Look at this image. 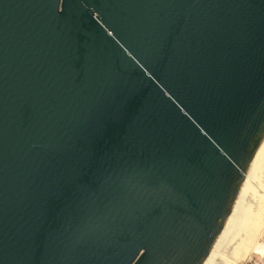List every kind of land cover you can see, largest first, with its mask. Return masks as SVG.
I'll list each match as a JSON object with an SVG mask.
<instances>
[{"label": "water", "instance_id": "95a60500", "mask_svg": "<svg viewBox=\"0 0 264 264\" xmlns=\"http://www.w3.org/2000/svg\"><path fill=\"white\" fill-rule=\"evenodd\" d=\"M264 141V0H0V264H200Z\"/></svg>", "mask_w": 264, "mask_h": 264}, {"label": "bare ground", "instance_id": "6f19581e", "mask_svg": "<svg viewBox=\"0 0 264 264\" xmlns=\"http://www.w3.org/2000/svg\"><path fill=\"white\" fill-rule=\"evenodd\" d=\"M254 252L264 254V141L218 238L200 264H241Z\"/></svg>", "mask_w": 264, "mask_h": 264}, {"label": "built area", "instance_id": "2783aa9c", "mask_svg": "<svg viewBox=\"0 0 264 264\" xmlns=\"http://www.w3.org/2000/svg\"><path fill=\"white\" fill-rule=\"evenodd\" d=\"M241 264H264V254L252 253L245 257Z\"/></svg>", "mask_w": 264, "mask_h": 264}]
</instances>
